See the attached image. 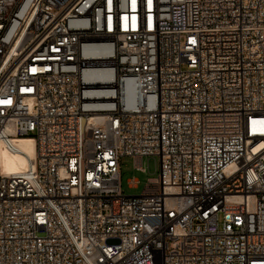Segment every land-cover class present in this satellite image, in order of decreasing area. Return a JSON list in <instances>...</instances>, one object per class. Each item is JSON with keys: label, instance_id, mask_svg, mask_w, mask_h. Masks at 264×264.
Instances as JSON below:
<instances>
[{"label": "built area", "instance_id": "2783aa9c", "mask_svg": "<svg viewBox=\"0 0 264 264\" xmlns=\"http://www.w3.org/2000/svg\"><path fill=\"white\" fill-rule=\"evenodd\" d=\"M18 138L0 264H264V0H0ZM124 158L156 161L137 196Z\"/></svg>", "mask_w": 264, "mask_h": 264}, {"label": "rangeland", "instance_id": "374dc122", "mask_svg": "<svg viewBox=\"0 0 264 264\" xmlns=\"http://www.w3.org/2000/svg\"><path fill=\"white\" fill-rule=\"evenodd\" d=\"M143 172L134 168L132 159L124 158L121 161L120 169V190L126 196L139 195L147 181L157 177L156 161L154 159L143 158L141 161ZM129 180H137L135 187L130 186Z\"/></svg>", "mask_w": 264, "mask_h": 264}, {"label": "bare ground", "instance_id": "6f19581e", "mask_svg": "<svg viewBox=\"0 0 264 264\" xmlns=\"http://www.w3.org/2000/svg\"><path fill=\"white\" fill-rule=\"evenodd\" d=\"M17 151L9 152L1 150L0 166L4 173H14L24 169L27 165V157L34 154V144L30 138H18L15 141Z\"/></svg>", "mask_w": 264, "mask_h": 264}]
</instances>
